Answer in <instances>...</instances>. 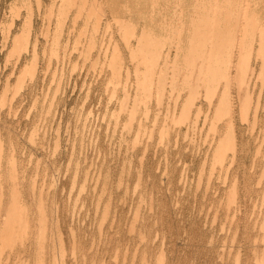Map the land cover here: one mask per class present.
I'll return each instance as SVG.
<instances>
[{
	"label": "rangeland",
	"instance_id": "rangeland-1",
	"mask_svg": "<svg viewBox=\"0 0 264 264\" xmlns=\"http://www.w3.org/2000/svg\"><path fill=\"white\" fill-rule=\"evenodd\" d=\"M72 1L0 0V220L6 216L4 213H11L15 222L10 228L15 232L22 227L24 216L29 223L27 236L24 234L21 241L17 237L12 243L11 240L7 241L8 245L2 241L0 233V264H132L134 261V264H264V256L261 255L264 254V50L262 57L255 61V76L251 85L254 90L252 108L248 119L244 120L234 86L228 87L224 96L226 99L232 98L234 102L231 114L227 115L225 103H221V95L218 96L219 93L223 94V88L217 91V96L209 105L203 88L194 89L196 80L190 74L196 71L192 73L196 78L199 67L188 65L186 71V66L185 69L183 67L185 56H188L184 51L185 46L180 45L184 47L177 51L180 53L173 50L174 43L179 39L177 29L182 30L180 39L187 37L180 40L181 43L182 40L186 41L183 44L187 46L194 19L195 33L198 31L201 34L203 30L196 27H204L203 22L200 23L201 18L204 20L203 14L225 17L222 9L226 10L227 4L224 0L209 3L205 2L207 0H167L166 5L164 2L161 4L167 8V12H162L160 16L162 19L158 13L161 6L158 11L150 10L148 0L146 3L145 0L139 3L138 0ZM219 1L222 4H218ZM197 2L202 8L197 6L194 11L192 8ZM201 2L206 5L203 3V6ZM258 2L260 19L257 18L264 28V0ZM100 3L102 5H98ZM173 4L177 5L174 7ZM182 4L186 14L183 9L180 13ZM207 5L211 7L210 10H207ZM122 6H128L127 11ZM171 6L173 9L178 7L175 15ZM191 9L193 16L187 13L192 12ZM216 9L219 13H216ZM199 14L203 16L200 19ZM100 16L102 18L98 20ZM149 18L153 19L150 21ZM105 19L111 30L109 27L106 29ZM119 20L122 26L117 22ZM180 20L185 21V25ZM228 20L223 18L220 28L224 25L222 33L230 32L231 35L235 29L231 21L234 19ZM158 22L166 24L162 23L164 27H161ZM186 22L191 24V28L186 26ZM145 23H150L152 35L156 36L153 40L157 50L162 54L165 50V53L169 52L168 65H164L160 58L158 63H162V66L157 67L160 74L168 71L164 75L169 80L164 75L165 80L158 73L154 75L156 79L159 77L158 83L164 81V86L160 83L149 85L151 81L147 79L152 78L149 75L152 67L148 59L151 57L135 45L137 29ZM170 24L176 26L175 36V27L173 29ZM129 26V32L124 31V34L123 29ZM133 27L136 29L133 30ZM130 30H133L131 35ZM164 30L173 33H165ZM185 31L190 34L189 37ZM133 32L136 34L133 35ZM122 35L132 38L126 39ZM14 36L19 38L16 44L13 43ZM25 36L29 38L25 39ZM169 36L174 43L169 41ZM163 39L168 40L165 43ZM32 42L35 43V50ZM125 42H129L128 45ZM168 44L172 45L169 50ZM165 45H168L167 48ZM136 56L140 57L137 59ZM118 58L121 59V67L117 65ZM193 60L198 64L204 58L199 54ZM173 61L178 64L175 65L177 68L174 67L177 72L172 69ZM181 62L183 65H180ZM112 66H116L114 71ZM184 74L187 78L191 77L187 80ZM118 75L121 78L117 82L115 76ZM146 80L147 83L144 82ZM180 82L182 86L179 87ZM141 83H144V87ZM185 83L190 84L192 89ZM146 86L151 87V93L144 94L143 91L150 90ZM162 87H165L164 92ZM183 88L186 90L183 91ZM159 93L163 97L161 101ZM149 94L151 100L147 97ZM175 94H179V97ZM188 94L195 103L190 102ZM186 98L189 106L185 104ZM133 99L139 103H134ZM173 99H176V105ZM191 104L194 107H190ZM255 104L258 109L254 121L252 111ZM121 106H127V109H121ZM182 107L187 108L189 116L186 109L185 114H181ZM129 111H132L131 115ZM183 115H187L188 120H184ZM177 118L179 125L174 121ZM229 120L233 122L232 130L228 125ZM166 125H169L168 128ZM232 131L237 143L234 153L227 148ZM135 141L141 145H136ZM215 144L219 145V149ZM217 151L224 155L222 159L216 157ZM82 187L84 190L81 191ZM2 225L0 222V230ZM31 238L34 241H29Z\"/></svg>",
	"mask_w": 264,
	"mask_h": 264
},
{
	"label": "bare ground",
	"instance_id": "bare-ground-1",
	"mask_svg": "<svg viewBox=\"0 0 264 264\" xmlns=\"http://www.w3.org/2000/svg\"><path fill=\"white\" fill-rule=\"evenodd\" d=\"M68 1V0H67ZM72 1V0H71ZM75 1V0H74ZM84 1V0H83ZM103 1V0H102ZM132 1V0H131ZM135 1V0H134ZM133 1V2H134ZM139 1L140 0H138V2L137 3H139ZM150 1V2H149ZM165 1H167V0H148V2L151 4V5H149L150 7H152V8H150V7H148V9H152L153 11H158L159 9H160V6H161V10H159L158 11V13H159V17L160 16H162V12L164 13V11H166L167 12V8H165L164 6L166 5L165 4ZM174 1V0H173ZM185 1H187V0H185ZM204 1V0H203ZM212 0H207V1H205V2H211ZM218 1V0H217ZM217 1H214V2H216L215 4H217ZM259 0H224V2L227 4V7L225 8L226 10H224V9H222V12H225V17H222L220 14H213L211 17L209 16V15H207L206 13L205 14H203V16H202V14L200 15V17H199V19L201 18V17H203V19L205 20H202V18H201V21H200V23L201 22H203L202 24H204V27H202V25H200V23H199V25L201 26H197L196 28L198 29V27H199V29L201 28L203 31H200V33L201 34H199V32L197 31V29H196V33H195V28H193V25H194V23H195V19H194V22L193 23H191V24H193V25H191L190 23H187L186 22V26L188 25L189 26V24L192 26V29H193V31L191 32L192 33V35L190 36V34L187 32L189 29H185V30H187V31H185L186 33H187V36L190 38V42H189V45H187L188 47H189V49L188 50H186V48H187V46L186 45H184L185 44V42L186 41H184V40H182L183 41V43H181L180 42V40L183 38H181L180 39V37H181V33H182V30L179 28V29H177V32H176V26H174L175 27V31H174V36H175V32L177 33V35H178V40H177V43L175 44L173 41H172V39L170 38V36H169V41H172V43H174V45H173V48H175V49H173L176 53H180V52H177L178 50H180V48H183L184 49V47L183 46H185V49H184V51H186V53H188L187 55L189 56H191L192 58H189L188 56H185V64H187V65H183V62H181L182 64H180V65H183V67H184V69H185V66H186V71H187V67H188V65H189V67H191L192 66V68L195 66V65H197L196 67L198 68L199 67V72L198 73H195V76H196V74H197V76H196V78H194V75L192 74V73H194V72H196V71H194V72H190V74H191V76H193V79H195L196 81V84H194L195 86V88L194 89H200L201 90V88H203V90L205 91H203V93H205V97H207V98H209L208 100V104L209 105H211V103H212V99L215 97V96H217V91H219V90H221V88H223V94H220L219 93V95L218 96H220V102L221 103H225L224 105H225V107L227 108V115H229V114H231V111H232V107H233V105H234V102L232 101L233 99L232 98H224V96L226 95V89H228V87H233L234 86V88H236V91H237V95H236V97H237V99H238V104H239V106H240V109H241V114H242V117H243V119L244 120H247L248 119V113H249V110L252 108V98H253V89L251 88V85H252V81H253V77L255 76V69H254V65H255V61H256V59H260L262 56H261V52L264 50V28H263V25H262V23H259V20H258V13H257V8H258V4H259V2H258ZM106 2V1H105ZM107 2H108V0H107ZM106 2V3H107ZM127 2H128V0H127ZM133 2L131 3L132 5H134L135 4V2H134V4H133ZM147 2V0H145V3ZM162 2H164L163 4H165L164 6H162L161 4H162ZM175 2V1H174ZM178 2V1H177ZM196 2V1H195ZM194 2V3H195ZM199 2H200V0H199ZM199 2H197L198 4H199ZM222 2V1H221ZM72 3H73V1H72ZM71 3V4H72ZM94 3V2H93ZM97 3V2H96ZM129 3H130V1H129ZM193 3V2H192ZM204 3V2H203ZM202 2H201V4L204 6V4H203ZM207 3V4H208ZM220 3V1L218 2V4ZM224 3V4H225ZM104 4V3H103ZM198 4H195V6H193L194 8H192V9H194V11H196V7L198 6H201L200 4L198 5ZM220 4H222V3H220ZM224 4H223V6H224ZM225 4V5H226ZM67 5H69L70 7H71V5L68 3ZM75 5V4H74ZM73 4H72V6H74ZM87 5V4H86ZM98 5H102V3H100V4H98ZM121 5H124V4H120V6ZM147 5V4H146ZM174 5V7L177 5V4H173ZM191 5V4H190ZM206 5V4H205ZM209 5H211V3L209 4ZM209 5H207L208 7V9L207 10H210V6ZM83 6V5H82ZM92 6V5H91ZM129 6L130 7H132L130 4H129ZM168 6V5H167ZM166 6V7H167ZM179 6V5H178ZM183 4L182 5H180V13H181V9H183ZM185 6V5H184ZM192 6V5H191ZM214 6V5H213ZM219 6V5H218ZM217 6V7H218ZM66 7V6H65ZM65 7L63 8V9H65ZM84 7H85V5H84ZM93 8H94V4H93V6H92ZM97 7V6H96ZM126 7H128V6H126ZM123 8V6H122V8L123 9H126L125 11H127V8ZM136 7V6H135ZM142 7V6H141ZM172 7V6H171ZM210 7V8H209ZM216 7V8H217ZM60 8H62V7H60ZM69 8V7H68ZM92 8V9H93ZM134 8V7H133ZM139 8V7H138ZM159 8V9H158ZM170 8V7H169ZM176 8H178V7H176ZM176 8H174L173 9V7H172V12H174V11H176ZM201 8H202V6H201ZM213 8V7H212ZM215 8V7H214ZM221 8V7H220ZM220 8H218V10H219V12L221 11L220 10ZM62 9V10H63ZM100 10L102 9V7L101 8H99ZM135 9V8H134ZM147 9V10H148ZM154 9H156V10H154ZM192 9H191V11H192ZM204 9V8H203ZM62 10H59V11H61V13H62ZM97 10H98V8H97ZM129 10V9H128ZM132 9H130V11H131ZM187 10V9H186ZM205 10V12H207V13H209V11H207L206 10V8L204 9ZM217 10V9H216ZM216 10H213V11H216ZM218 10L216 11V13H219L218 12ZM103 11V10H102ZM109 11V10H108ZM124 11V10H123ZM133 11V10H132ZM149 11V10H148ZM148 11H147V13H148ZM185 10L183 9V12H184ZM188 11V10H187ZM197 11H198V9H197ZM200 11H202V9H200ZM64 13H65V11H63ZM68 12V11H67ZM182 12V13H183ZM199 12V11H198ZM197 12V13H198ZM222 12H221V14H222ZM79 13H80V11H79ZM82 13V12H81ZM97 13H98V11H97ZM102 13V12H101ZM112 13V12H111ZM123 13V12H122ZM125 13V12H124ZM130 13H132V12H130ZM135 13V12H134ZM142 13V12H141ZM150 14H152L151 13V11L149 12ZM148 13V14H149ZM175 13L176 12H174V15H175ZM180 13H178V14H180ZM188 14H190V15H192L193 16V11L192 12H187ZM193 13V14H192ZM202 13V12H201ZM90 14V13H89ZM88 14V16L90 17L91 15H89ZM116 14V13H115ZM137 14V13H136ZM185 14H186V11H185ZM82 15V14H81ZM97 15H100V14H97ZM123 15V14H122ZM158 15V14H157ZM165 15V14H164ZM163 15V16H164ZM177 15V14H176ZM190 15H188V18L190 19ZM198 15V16H199ZM103 16V15H102ZM114 16V15H113ZM150 16V15H149ZM155 16H156V12H155ZM154 16V18H156ZM173 16V15H172ZM180 16H181V14H180ZM183 16H184V13H183ZM183 16H181L182 17V19H183ZM186 16V15H185ZM191 16V17H192ZM194 16H197V15H194ZM88 17V18H89ZM151 17V16H150ZM153 17V16H152ZM165 17V16H164ZM174 17V16H173ZM173 17H170V18H173ZM181 17H180V19H181ZM228 17V18H227ZM258 17V18H257ZM100 18H102L101 16L99 17V19L98 20H100ZM107 18V17H106ZM119 18H122V16L120 17L119 16ZM124 19H125V17H123ZM129 18V17H128ZM128 18H126V20H130V19H128ZM161 18V17H160ZM159 18V19H160ZM165 18H167V14H166V17ZM178 17H176V19H177ZM186 18V17H185ZM184 18V19H185ZM195 18H197V17H195ZM223 18L224 19H234V20H231V21H233L234 23H233V26L235 27V29H234V31H231V30H233L232 28H231V35H229L230 34V32H229V34L228 33H225L224 34V32L222 33V31L221 30H223V28H224V25H223V28H220V27H222L221 26V20H223ZM116 19H117V17H116ZM123 19V20H124ZM150 19V18H149ZM153 19V18H152ZM152 19H150V21L152 20ZM157 19V18H156ZM158 19V20H159ZM162 19V18H161ZM260 19V18H259ZM98 20H97V22H98ZM106 20V19H105ZM108 20H110V19H108ZM115 20V19H114ZM113 20V21H114ZM123 20H122V22H123ZM148 20V19H147ZM155 20V19H154ZM157 20V21H158ZM165 21H166V19H164ZM168 20V19H167ZM193 20V17L191 18V21ZM197 20V19H196ZM211 20V21H210ZM228 20V21H229ZM116 21V20H115ZM114 21V22H115ZM121 20H119V21H117L118 23L120 22ZM135 21V20H134ZM159 21H161V20H159ZM177 21V20H176ZM179 21V20H178ZM177 21V22H178ZM183 21V20H182ZM182 21L180 20V22L182 23ZM190 21V22H191ZM198 21V20H197ZM197 21H196V25H197ZM227 21V22H228ZM230 21V22H231ZM96 22V23H97ZM116 22V24H118ZM128 22V24L129 25H131L130 24V21H127ZM153 22V21H152ZM172 22V21H171ZM179 22V23H180ZM184 22V25H185V21H183ZM189 22V21H188ZM212 22H214V24L212 25L211 23ZM99 23V22H98ZM121 23V22H120ZM131 23H133L132 21H131ZM156 23V22H155ZM158 23H161V22H158ZM157 23V24H158ZM162 23H165L166 24V22H162ZM162 23H161V27H164V24L162 25ZM170 23V22H169ZM169 23H167V25H168V27H169ZM210 23V24H209ZM226 23V20L224 21V24ZM133 24H135V23H133ZM133 24H132V26H133ZM230 24V23H229ZM234 24H236V25H234ZM118 25H120V24H118ZM127 25V24H126ZM125 25V26H126ZM138 25V24H137ZM171 25V24H170ZM173 25V24H172ZM171 25V27H173ZM175 25H177L176 24V22H175ZM181 25V24H180ZM183 25V24H182ZM195 25V26H196ZM227 25H228V23H226V26H225V28H227ZM31 26V25H30ZM101 26V25H100ZM121 26H122V23H121ZM125 26H123V27H125ZM135 26V25H134ZM166 26V25H165ZM178 26V25H177ZM187 26V27H188ZM230 26H232V25H230ZM105 27H106V29L109 27V23H108V21L106 20V24H105ZM115 27V26H114ZM160 27V28H161ZM174 27H173V29H174ZM185 27V26H184ZM186 27V28H187ZM190 27V26H189ZM96 28V27H95ZM97 28H98V25H97ZM100 28V27H99ZM118 28V27H117ZM127 28H131L130 26L129 27H126V30L125 29H123V33H124V31H126V32H129V30L127 31ZM191 28V27H190ZM105 29V28H104ZM106 29H105V33H106ZM109 29H110V27H109ZM119 29V28H118ZM133 30L134 29H136L135 27H133L132 28ZM162 29H166V27L165 28H162ZM162 29H161V31H162ZM171 29V28H170ZM173 29H172V31H173ZM183 29V28H182ZM229 29H230V27L228 28V31H229ZM111 30V29H110ZM120 30V29H119ZM132 30V31H133ZM139 32V34L137 33V31H136V33L135 32H133V35H135L136 34V40L135 41H137L136 43H139V44H136L135 43V45H138V47H140V50H141V48H142V50L143 51H145V55H150L149 57H151V58H149L148 59V61H150L151 60V62H149L150 64H151V67H152V69H149L150 71H152L151 72V74H149L150 75V77H152V78H148L147 79V77H146V79L147 80H149V82H150V86H152L153 84H159L160 82H161V80H160V82L158 83V81H157V79H159V77H157V79L156 78H154V75L156 74V73H158L159 75H162V77H160V78H164L163 77V75L164 74H166L165 73V70L162 72V70H161V73H163V74H160L159 72H160V70L159 69H157V67L159 66V65H161L162 63H164V65H168V63H169V61H167V59L168 58H170L169 57V52H166L165 53V51H164V53L162 54V53H160L158 50H157V44L155 43V37L156 36H154V35H152L153 33H152V29H151V27H150V23H149V25H147L146 23L145 24H143L142 25V27H140L139 29H137ZM184 30V29H183ZM226 30V32H227V29H225ZM27 31V30H26ZM108 31V30H107ZM132 31L130 30V35L132 34ZM156 31V30H155ZM165 31V30H164ZM169 31H171V30H169ZM169 31H165V33L167 32H169ZM224 31V30H223ZM104 32V31H103ZM102 32V33H103ZM122 32H121V34H122ZM170 33V32H169ZM173 33V32H172ZM172 33H170V34H172ZM186 33H183L182 35H185ZM199 34V36H197L198 34ZM17 34V33H16ZM15 34V35H16ZM26 34V33H25ZM30 33L28 32V35H29ZM125 34V33H124ZM226 34H228L229 36H226ZM258 34H259V36H258ZM111 35V34H110ZM127 35H128V33H127ZM138 35V36H137ZM166 35V34H165ZM22 36H23V34H22ZM126 35H122L121 37H125ZM163 36V35H162ZM20 37V36H19ZM127 37V36H126ZM125 37V38H126ZM135 37V36H134ZM166 37H168V36H166ZM165 37V38H166ZM173 37V36H172ZM185 38H183V39H186L187 37L186 36H184ZM25 39L26 38H29V36H25L24 37ZM36 38H37V36H36ZM124 38V39H125ZM129 38H132L131 36L129 37ZM128 37L126 38V39H129ZM146 38V39H145ZM161 37H159V39H160ZM164 38V37H163ZM164 38V39H165ZM20 39L22 40L23 38L22 37H20ZM144 39H145V41H144ZM154 39V40H153ZM163 39V42L165 41V43L167 42V40H164ZM174 39V38H173ZM18 40H19V38L17 37V36H14L13 37V43H17L18 42ZM92 40V39H91ZM106 40H108V39H106ZM156 40H158V39H156ZM188 40V39H187ZM196 40V42H194ZM109 41V40H108ZM111 41V40H110ZM113 41V40H112ZM126 41H129V40H126ZM133 41V40H132ZM144 41V42H143ZM160 41V40H159ZM161 41H162V39H161ZM168 41V42H169ZM26 42V41H25ZM27 42H28V39H27ZM37 41H35V43H36ZM157 42V41H156ZM162 42V43H163ZM12 43V45H14ZM20 43V42H19ZM34 42H32V44H33ZM34 43V44H35ZM102 43V42H101ZM114 43V42H113ZM126 43V42H125ZM129 43V42H128ZM128 43H126L127 45H128ZM170 43V42H169ZM187 43V42H186ZM196 45H195V44ZM34 44H33V46H34ZM57 43L55 42V44L54 45H56ZM183 45V46H180V45ZM19 45V44H18ZM28 45V44H27ZM164 45V44H163ZM162 44L160 45V43H159V46H161L162 48L164 47ZM169 45V46H168ZM168 45H165V47L166 46H168V48H167V50H169V48H170V46H172V45H170V44H168ZM15 46H17V45H15ZM26 46V45H25ZM58 46V45H57ZM106 46V45H105ZM114 46V45H113ZM132 46V45H131ZM130 45H129V47H131ZM27 47V46H26ZM114 47H116V44H115V46ZM128 47V46H127ZM138 47H135V48H138ZM161 47H159V48H161ZM107 48V47H106ZM161 48V49H162ZM13 49H15V47L13 48ZM33 49L35 50L36 49V47L34 46L33 47ZM99 49H100V47H99ZM108 49V48H107ZM15 50H17V48L15 49ZM27 50V49H26ZM33 50V51H34ZM113 50V49H112ZM126 50V49H125ZM141 50V51H142ZM163 50V49H162ZM100 51V50H99ZM132 50L130 49V52H131ZM133 51H135L134 49H133ZM183 51V50H182ZM181 51V52H182ZM184 51H183V54L184 55H186V53H184ZM136 52L137 53H139L140 51H137L136 50ZM136 52H134L133 54L135 55V53ZM162 52V51H161ZM33 53V52H32ZM34 53H35V51H34ZM33 53V54H34ZM106 53V52H105ZM114 53V52H113ZM142 53V55H144L143 54V52H141ZM174 53V52H173ZM176 53H174V55H176ZM264 53V52H263ZM262 53V54H263ZM36 54V53H35ZM99 54V53H98ZM111 54V56H112V53H110ZM118 54V53H117ZM117 54H115L116 55V57L118 56ZM131 54V53H130ZM133 54H131L132 56H134ZM199 54H202V57L204 58V60L202 61V62H200V63H198V64H196V62H195V60H197V59H195V60H193L195 57L197 58V55H199ZM138 55V54H137ZM184 55H181V56H184ZM35 57H36V55H34ZM99 56V55H98ZM103 56H104V53H103ZM171 56V55H170ZM178 56V55H177ZM34 57V58H35ZM106 57V56H105ZM128 57V56H127ZM131 57V56H130ZM137 57V59H138V57H140V56H136ZM144 57V56H143ZM147 57V56H146ZM175 57V56H174ZM180 57V56H179ZM187 57V58H186ZM199 57V56H198ZM37 58V57H36ZM133 57H131V59H132ZM161 58V60H162V63H158V60ZM178 58V57H177ZM182 58V57H181ZM103 59V58H102ZM110 59V58H109ZM113 59H114V57H113ZM113 59H110V60H113ZM144 59H147V58H145L144 57ZM171 59H174V58H171ZM176 59V58H175ZM182 59H184V58H182ZM202 60V59H201ZM34 61V60H33ZM117 65H119L118 67H121L122 66V62H121V59L120 58H118L117 60ZM176 61V60H175ZM175 61H173V64H172V69L173 70H175V72H177L176 71V69H174V67H176L177 68V66H175V65H178V64H174L175 63ZM199 61V59L197 60V62ZM105 62V61H104ZM112 62H115L114 60L112 61ZM136 63H137V61H135ZM140 62V61H139ZM178 63H179V61H177ZM176 62V63H177ZM144 63H146L145 62V60H144ZM149 63H148V65H149ZM171 63H172V61H171ZM170 63V64H171ZM254 63V64H253ZM112 64V63H111ZM110 63H109V65H111ZM115 64V63H114ZM195 64V65H194ZM101 65V64H100ZM139 65H140V63H139ZM180 65L178 66V67H180ZM114 66V65H113ZM113 66L111 67V68H113ZM137 66V65H136ZM146 66H147V64H146ZM162 66V65H161ZM101 67V69H102V65L100 66ZM104 67V66H103ZM116 67V66H115ZM114 67V68H115ZM256 67V66H255ZM108 68V67H107ZM110 68V67H109ZM114 68H113V70L112 71H114ZM146 68V67H145ZM164 68H165V66H164ZM167 68V67H166ZM135 69H137L136 67H135ZM170 70V68H169V70L170 71H173V70ZM196 68H194V70H195ZM119 70V69H118ZM117 70V71H118ZM167 70V69H166ZM178 70V69H177ZM189 70H191V68L189 69ZM100 71V70H99ZM117 71H115V72H117ZM126 71V70H125ZM145 71H148V70H145ZM150 71H148L149 73H150ZM185 71V70H184ZM185 71V72H186ZM192 71V70H191ZM197 71H198V69H197ZM114 72V73H115ZM120 72V71H119ZM119 72H117V74H119ZM174 72V71H173ZM174 72V73H175ZM189 72V71H188ZM113 73V72H112ZM121 73V72H120ZM129 73V72H128ZM133 73H136V72H133ZM182 73H183V71H182ZM116 74V73H115ZM115 74H111L112 76H114ZM126 74H127V71H126ZM138 74V73H137ZM137 74H135V77H137L136 75ZM145 74H147V72H145ZM172 74V73H171ZM181 74V73H180ZM188 75H189V73H187ZM139 75V74H138ZM149 75H146V76H148L149 77ZM152 75V76H151ZM157 75V74H156ZM170 75V74H169ZM185 75L186 74H184L183 76L185 77ZM129 76V75H128ZM165 76V78H167L166 77V75H164ZM173 76V75H172ZM190 76V77H191ZM119 77V78H118ZM125 77L127 78V76L125 75ZM144 77V76H143ZM171 77V76H170ZM189 77V76H188ZM189 77V78H190ZM111 78V77H110ZM115 78L117 79V82L119 81V79L121 78L120 77V75H118V76H115ZM129 78V77H128ZM165 78L163 79V80H165ZM174 78V77H173ZM183 78V77H182ZM181 78V79H182ZM185 78H187V77H185ZM189 78H187V80L189 79ZM212 80H210V79ZM139 79V78H138ZM137 79V80H138ZM154 79H156V82L157 83H155L154 81ZM168 79V78H167ZM171 79H172V77H171ZM181 79H180V81H181ZM192 79V78H191ZM113 80V79H112ZM115 80V79H114ZM129 80V79H128ZM127 80V81H128ZM136 80V79H135ZM147 80L146 81H144V82H146L147 83ZM162 80V82L163 83H160L161 85L162 84H164V81ZM169 80V79H168ZM174 80V79H173ZM183 80V79H182ZM185 80V79H184ZM110 81V80H109ZM143 81V80H142ZM176 81V80H175ZM193 81V80H192ZM116 82V81H115ZM116 82V83H117ZM122 82V81H121ZM136 82H138V81H136ZM141 82V81H140ZM166 82V81H165ZM182 82V81H181ZM181 82H180V85H179V87L180 86H182L181 85ZM210 82H211V85H210ZM112 83V82H111ZM120 83V82H119ZM145 83V84H146ZM171 82H169V84H170ZM126 84H128V83H126ZM136 84H139V83H136ZM141 84H143V87H144V83H141ZM183 84V83H182ZM186 84V83H185ZM190 84H191V82H190ZM189 84V85H190ZM117 85V84H116ZM147 86H149L148 84H146ZM166 85V84H165ZM187 85V84H186ZM185 85V86H186ZM189 85H187L188 86V88H190L189 87ZM107 86V85H106ZM146 86V88H147V90L150 88V90H148V91H143V92H145L144 94H147L148 92H150L151 93V87H147ZM157 86H160V85H157ZM162 86H164V85H162ZM191 86H193V83L191 84ZM254 86V85H253ZM112 87V86H111ZM142 87V88H143ZM156 87V86H155ZM154 87V88H155ZM171 87V86H170ZM169 87V88H170ZM106 88V87H105ZM140 88V87H139ZM141 88V89H142ZM160 89H161V86L159 87ZM187 88V87H186ZM186 88H183V91H184V89L186 90ZM187 88V89H188ZM114 89H116V88H114ZM125 89H126V87H125ZM125 89H124V91H125ZM157 90H158V88H156ZM164 89H165V87L163 88L162 87V92H164ZM178 89H180V88H178ZM190 89H192V88H190ZM190 89H188L189 91H191ZM193 89V90H194ZM113 90V89H112ZM136 90H137V86H136ZM170 90V89H169ZM187 90V91H188ZM114 91V90H113ZM179 91H181V90H179ZM178 91V93H181V92H179ZM141 92V91H140ZM157 92H159V90L157 91ZM162 92H160L161 94H163ZM173 92H174V90L172 91V96H173ZM125 93V92H124ZM159 93V94H160ZM198 93H200V91L198 92ZM112 94V93H111ZM143 94V93H142ZM158 94V93H157ZM161 94H160V96H159V100L161 101V99L163 98L162 96H161ZM189 94H190V92H189ZM189 94L187 95V97H190L189 96ZM128 95V94H127ZM176 95V94H175ZM174 95V96H175ZM193 95V94H192ZM191 95V96H192ZM196 95H198V94H196ZM139 96V95H138ZM138 96H137V99H138ZM177 97H179V94H177L176 95ZM175 96V97H176ZM204 96V95H203ZM144 98H146V95H144L143 96ZM147 97H150V100H151V94H149V96H147ZM157 97H158V95H157ZM162 97V98H161ZM192 97H194V95L192 96ZM110 98H112V95H111V97ZM144 98H143V100H144ZM172 98H174V97H172ZM181 98V97H180ZM199 98V97H198ZM204 98V97H203ZM123 99H124V96H123ZM122 99V104L124 105V100ZM127 99H128V97H127ZM135 99H136V96H135ZM135 99H133V101H134V103H139V101H137V102H135ZM158 99V98H157ZM177 99V98H176ZM176 99H173L174 100V104H175V102L176 101H178V99L176 100ZM188 98H186L185 99V104L187 105V106H189V104H187L186 103V100H187ZM111 100V99H110ZM140 100V99H139ZM176 100V101H175ZM190 102L191 103H195V102H192V100H193V98L191 99V97H190ZM109 101V100H108ZM126 101H128V100H126ZM159 101V102H160ZM188 101V100H187ZM194 101V100H193ZM144 102V101H143ZM157 102H158V100H157ZM169 102V101H168ZM133 103V102H132ZM133 103V104H134ZM147 103V102H146ZM220 103V104H221ZM107 104V103H106ZM160 104H161V102H160ZM159 103H158V106H157V108L159 107V105H160ZM177 104V103H176ZM175 104V105H176ZM254 104V103H253ZM119 105H121V104H119ZM127 105H128V103H127ZM135 105V104H134ZM148 105V104H147ZM256 105V104H255ZM136 106V105H135ZM139 106V105H138ZM144 106V105H143ZM174 106V105H173ZM184 106V105H183ZM187 106H185V107H187ZM191 106H193L192 104L190 105V107ZM238 106V107H239ZM122 107V106H121ZM126 107V109H127V106H123L121 109H123V108H125ZM168 107H169V104H168ZM167 107V108H168ZM189 107V108H190ZM194 107V106H193ZM120 108V107H119ZM132 109H134V107H131ZM145 108H146V106H145ZM175 108V107H174ZM177 108V107H176ZM183 108V107H182ZM188 108V107H187ZM187 108H183V110H181V111H185L186 112V110H187ZM220 108V107H219ZM231 108V109H230ZM131 109V110H132ZM136 109V108H135ZM169 109V108H168ZM184 109H186V110H184ZM221 110L223 109L222 107L220 108ZM225 109V108H224ZM257 109H258V107H257V105H256V107L254 106V108H253V119H254V121H255V119H256V114H257ZM120 110V109H119ZM159 110V109H158ZM238 110H239V108H238ZM133 111V110H132ZM132 111H129V114H130V112H132ZM147 111V110H146ZM166 111V110H165ZM170 111V110H169ZM190 111V110H189ZM215 111H217V109L215 110ZM107 112V111H106ZM136 112L137 111H135L134 113L136 114ZM144 112V111H143ZM183 112H181V114H185V112L183 113ZM122 113V112H121ZM145 113V112H144ZM148 113H149V111H148ZM169 113V112H168ZM222 113V115H223V111L221 112ZM111 114H112V112H111ZM115 114H116V112H115ZM133 114V113H132ZM146 114V113H145ZM145 114H143V115H145ZM160 114V113H159ZM158 114V115H159ZM174 114V113H173ZM186 114L188 115V110H187V112H186ZM117 115H119V114H117ZM131 115V114H130ZM147 115V114H146ZM187 115H183L184 117L185 116H187ZM240 115V114H239ZM134 116V115H133ZM136 116V115H135ZM189 116V115H188ZM207 115H205V117H206ZM233 116V115H232ZM130 117V116H129ZM156 117V116H155ZM179 117H181V116H179ZM178 117V118H179ZM183 117V119L184 120H186L187 119V117H185L184 118ZM231 117V116H230ZM252 117V116H251ZM114 118V117H113ZM157 118V117H156ZM170 118V117H169ZM173 118V117H172ZM171 118V119H172ZM178 118H177V120H174L175 122L177 121H179L178 120ZM105 119V118H104ZM132 119V118H131ZM135 119V118H134ZM167 119V118H166ZM171 119H170V121H171ZM180 119V118H179ZM183 119H181L180 121H182ZM230 119V118H229ZM129 120V119H128ZM133 120V119H132ZM141 120V119H140ZM168 120V119H167ZM188 120V119H187ZM155 121V120H154ZM104 122V121H103ZM110 122V121H109ZM117 122V121H116ZM129 122H130V124H131V120H129ZM133 122V121H132ZM141 122V121H140ZM145 122H147L146 120H145ZM174 122V123H175ZM171 123V122H170ZM231 123H233V122H231V120H229V122H228V125H229V127H230V129L232 130V124ZM104 124V123H103ZM125 124V123H124ZM129 124V125H130ZM155 124V123H154ZM166 124V123H165ZM184 124V123H183ZM183 124H181V125H183ZM126 125V124H125ZM128 125V122H127V126H129ZM139 125H140V123H139ZM178 125H179V122H178ZM121 126H123V125H121ZM155 126V125H154ZM167 126V128H168V126L169 125H166ZM132 127V126H131ZM130 127V128H131ZM140 127V126H139ZM164 127V126H163ZM162 127V128H163ZM108 128V127H107ZM142 128V127H141ZM154 128V127H153ZM145 129V128H144ZM101 130V129H100ZM106 130H108V129H106ZM124 130V129H123ZM143 130V129H142ZM141 130V131H142ZM164 130H165V128H164ZM167 130V129H166ZM151 131L152 130H150V133H151ZM115 132V131H114ZM160 132V131H159ZM163 132V131H162ZM100 133V132H99ZM107 133V132H106ZM113 133V132H112ZM122 133V132H121ZM132 133V132H131ZM137 133V132H136ZM114 134V133H113ZM160 134V133H159ZM166 134H167V132H166ZM107 135V134H106ZM137 136L139 135V134H136ZM144 135V134H143ZM151 135V134H150ZM162 135H163V133H162ZM185 135H186V133H185ZM121 136H122V134H121ZM152 136H153V134H152ZM151 136V137H152ZM160 136V135H159ZM164 136V135H163ZM167 136V135H166ZM127 137H129V135L127 136ZM136 137V136H135ZM143 137V136H142ZM200 137V136H199ZM137 138V137H136ZM164 138V137H163ZM163 138H161L162 140H163ZM236 137L234 136V133H233V131L231 132V135H230V138H229V141H228V146H227V148L229 149V150H231V152L232 153H234L235 151H236V149H237V143H236V139H235ZM152 139H153V137H152ZM138 140V139H137ZM150 140V139H149ZM168 140V139H167ZM195 140V139H194ZM125 141V140H124ZM212 141V140H211ZM217 141V140H216ZM219 141H221V140H219ZM120 142V141H119ZM129 142V141H128ZM136 142V145L138 144V142L137 141H135ZM161 142V141H160ZM159 142V143H160ZM193 142V141H192ZM199 142V141H198ZM116 143V142H115ZM127 143V142H126ZM163 143V142H162ZM195 143V142H194ZM193 143V144H194ZM217 143V142H216ZM111 144V143H110ZM109 144V145H110ZM131 144V143H130ZM133 144V143H132ZM140 145H141V143H139ZM138 144V145H139ZM218 144V143H217ZM217 144H215L216 145V147L217 146H219V145H217ZM220 144V143H219ZM126 145V144H125ZM190 145V144H189ZM1 146V145H0ZM128 146V145H127ZM134 146V145H133ZM164 146V145H163ZM167 146V145H166ZM132 147V146H131ZM168 148V147H167ZM227 148H224V149H227ZM157 149V148H156ZM166 149V148H165ZM217 149H219V147H217ZM223 149V148H222ZM119 150H120V147H119ZM214 150H216V149H214ZM222 151V150H221ZM220 151V152H221ZM128 152V151H127ZM214 152V151H213ZM218 152V151H217ZM220 152H218V154H217V156L216 157H218L219 159H222L223 158V154H220ZM242 154V153H241ZM126 155V154H125ZM231 155V154H230ZM109 157V156H108ZM143 158V157H142ZM230 158H231V156H230ZM233 158H234V156H233ZM232 158V159H233ZM161 159V158H160ZM138 160H140V159H138ZM104 161V160H103ZM113 161V160H112ZM165 163H166V161H165ZM168 163V162H167ZM144 164V163H143ZM129 165V164H128ZM127 165V166H128ZM124 166V165H123ZM101 167H102V165H101ZM185 167V166H184ZM122 168V167H121ZM235 169V168H234ZM106 170V169H105ZM136 170V169H135ZM138 171H140V170H138ZM165 173V172H164ZM128 174H129V172H128ZM175 174V173H174ZM100 175V174H99ZM121 175H122V173H121ZM166 175V174H165ZM140 176V175H139ZM150 177V176H149ZM165 178H166V176H165ZM110 179V178H109ZM137 182H138V180H137ZM140 182V181H139ZM120 183V182H119ZM121 184H123L122 182H121ZM44 185V184H43ZM127 185V184H126ZM84 186V185H83ZM128 186V185H127ZM137 186V185H136ZM106 187H108V185L106 186ZM139 187V186H138ZM137 187V188H138ZM135 188V187H134ZM133 188V189H134ZM140 188V187H139ZM82 189H83V187L81 188V191H82ZM41 190V189H40ZM84 190V189H83ZM166 190V189H165ZM136 191V190H135ZM33 192V191H32ZM56 192V191H55ZM106 192V191H105ZM124 193V192H123ZM32 194V193H31ZM113 194V193H112ZM44 196V195H43ZM140 196V195H139ZM147 196V195H146ZM47 197H48V195H47ZM151 198V197H150ZM170 198V197H169ZM171 199V198H170ZM123 203V202H122ZM177 204V203H176ZM138 205V204H137ZM109 206V205H108ZM140 206V205H139ZM23 207H25V206H23ZM136 207H138V206H136ZM26 208V207H25ZM57 209V208H56ZM107 209V208H106ZM174 209V208H173ZM39 210V209H38ZM136 210H137V208H136ZM135 210V211H136ZM54 211V210H53ZM104 211H105V209H104ZM56 212V211H55ZM138 212H139V210H138ZM4 213V212H3ZM17 213V212H16ZM27 213V212H26ZM6 216L4 217V218H2L1 220H0V222H1V224H3L2 225V228H1V230H0V233H1V239H2V241L4 242V243H6L7 241H9V240H11V243H12V241H14V239H16L17 237H18V240H20L21 241V239L20 238H22L23 236H24V234L27 236V228H28V225H29V223L27 222V218H26V216H24L25 215V212H24V221H23V225H22V227L21 228H18L19 230H16V232L13 230V228H10V225L13 223V222H15V218L14 217H12L11 216V213H9V212H7V213H4ZM22 214V213H21ZM104 214V213H103ZM134 214H135V212H134ZM19 215V214H18ZM17 215V216H18ZM27 215H29V213L27 214ZM36 215V214H35ZM200 215V214H199ZM33 216V215H32ZM19 217V216H18ZM17 217V218H18ZM55 217V216H54ZM111 217V216H110ZM20 218H22V215L20 216ZM20 218H18L19 220H20ZM133 220V219H132ZM135 220V219H134ZM43 223V222H42ZM135 223V222H134ZM28 224V225H27ZM16 225H17V223H16ZM15 225V226H16ZM19 225H21L20 223H19ZM135 225V224H134ZM54 226V225H53ZM134 227V226H133ZM132 227V228H133ZM17 228V227H16ZM42 228V227H41ZM30 230V229H29ZM54 230V229H53ZM133 230V229H132ZM144 231V230H143ZM31 232V231H30ZM29 233V232H28ZM34 233V232H33ZM57 233V232H56ZM29 234H31V233H29ZM40 235V234H39ZM32 237H33V235H31ZM138 236V235H137ZM143 237V236H142ZM141 237V238H142ZM29 238V237H28ZM39 238V237H38ZM55 239V238H54ZM59 239V238H58ZM138 239V238H137ZM22 240H24V238L22 239ZM27 240H29V239H27ZM26 240V241H27ZM19 241V242H20ZM29 241H34V240H32V238H31V240H29ZM179 241V240H178ZM10 242V241H9ZM55 242V241H54ZM139 242V241H138ZM22 243V242H21ZM20 243V244H21ZM24 243H25V241H24ZM6 244H8L9 245V243H6ZM26 244V243H25ZM33 244H34V242H33ZM33 244H30V245H32L31 247H33ZM138 244H140V243H138ZM22 245V244H21ZM143 245V244H142ZM14 246V245H13ZM140 246V245H139ZM208 246V245H207ZM28 247V246H27ZM30 247V246H29ZM138 247V246H137ZM136 247V248H137ZM141 247V246H140ZM140 247H138V248H140ZM25 248H26V246H25ZM240 248V247H239ZM139 250V249H138ZM239 250V249H238ZM220 251V250H219ZM58 252V251H57ZM61 252H63V251H61ZM218 252V251H217ZM221 252H223V251H221ZM1 253V252H0ZM138 254H139V251L137 252ZM263 253H264V251H263ZM64 254V253H63ZM151 254V253H150ZM134 255H135V253H134ZM133 255V256H134ZM140 255V254H139ZM138 255V256H139ZM142 255V254H141ZM222 255V254H221ZM262 256H264V254H261ZM136 256H137V254H136ZM135 257V256H134ZM144 257V256H143ZM143 257H141V258H143ZM240 257V256H239ZM133 258V257H132ZM237 258V257H236ZM135 260V259H134ZM143 260H145L144 258H143ZM147 260V259H146ZM145 260V261H146ZM138 261V260H137ZM148 261V260H147ZM163 261V260H162ZM135 263H136V261H134ZM134 262L132 263V264H134ZM141 262H143V261H141ZM160 262H161V260H160ZM139 263H140V261H139ZM145 263V262H144ZM146 263H148V262H146ZM263 263V262H262ZM143 264V263H142ZM163 264V263H162ZM261 264V263H260Z\"/></svg>",
	"mask_w": 264,
	"mask_h": 264
}]
</instances>
